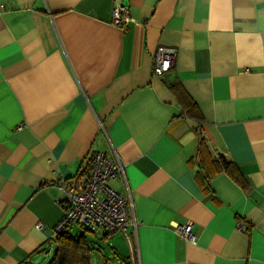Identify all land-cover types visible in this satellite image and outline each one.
I'll use <instances>...</instances> for the list:
<instances>
[{"label": "crops", "instance_id": "0c3cea01", "mask_svg": "<svg viewBox=\"0 0 264 264\" xmlns=\"http://www.w3.org/2000/svg\"><path fill=\"white\" fill-rule=\"evenodd\" d=\"M160 45L177 53L156 78ZM173 81L202 116L206 169L223 155L241 184L200 176ZM94 151L124 163L109 184L138 225L111 240L128 264H264V0H0V264L49 262L55 182ZM188 221L193 243L174 231Z\"/></svg>", "mask_w": 264, "mask_h": 264}, {"label": "built area", "instance_id": "2783aa9c", "mask_svg": "<svg viewBox=\"0 0 264 264\" xmlns=\"http://www.w3.org/2000/svg\"><path fill=\"white\" fill-rule=\"evenodd\" d=\"M134 21L127 4L115 2L112 10V23L124 28L126 23ZM177 49L160 45L154 54L153 75L160 78L174 64ZM124 163L116 154L94 151L88 167L67 179L59 177L55 185L63 191V215L54 227V236L69 228L103 230L104 236L111 238L115 232L126 233L129 226L136 227L138 222L131 217L129 198L117 191L109 181L123 175ZM41 223H36L39 228ZM238 227L246 228L238 222ZM174 231L188 242L196 241L192 222L175 225Z\"/></svg>", "mask_w": 264, "mask_h": 264}, {"label": "trees", "instance_id": "16d2710c", "mask_svg": "<svg viewBox=\"0 0 264 264\" xmlns=\"http://www.w3.org/2000/svg\"><path fill=\"white\" fill-rule=\"evenodd\" d=\"M168 86L178 97L183 114H185V116H187L188 118L194 120L196 123L194 129L198 136L197 152L200 159L199 165L204 170L202 174L200 173V176L208 181L211 178L213 172L224 170L236 182L241 184V174L238 171L236 165L223 155H220L214 159V169H206L205 158L206 156H208L209 151L206 141L201 133V124L203 122V119L198 110V107L196 103L190 98V96L185 92L178 81L170 82ZM87 230L88 229L82 228L76 229L74 233L69 230L57 233L54 239L55 250L48 264H90L92 247L89 244V240L86 236L85 231Z\"/></svg>", "mask_w": 264, "mask_h": 264}, {"label": "rangeland", "instance_id": "374dc122", "mask_svg": "<svg viewBox=\"0 0 264 264\" xmlns=\"http://www.w3.org/2000/svg\"><path fill=\"white\" fill-rule=\"evenodd\" d=\"M75 229V227L69 228V231L74 233ZM77 229H80V227ZM85 232L89 240V244L92 247L90 264H128V259L126 256L121 257L116 254V251L112 246L111 238L105 237L103 235L102 229H100L98 232H96V230H87ZM54 249L55 247L52 248V252L48 260L52 258Z\"/></svg>", "mask_w": 264, "mask_h": 264}, {"label": "water", "instance_id": "95a60500", "mask_svg": "<svg viewBox=\"0 0 264 264\" xmlns=\"http://www.w3.org/2000/svg\"><path fill=\"white\" fill-rule=\"evenodd\" d=\"M55 250V249H54Z\"/></svg>", "mask_w": 264, "mask_h": 264}]
</instances>
